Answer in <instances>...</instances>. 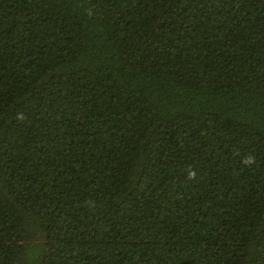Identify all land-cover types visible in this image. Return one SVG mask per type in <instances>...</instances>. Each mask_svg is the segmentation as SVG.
I'll return each mask as SVG.
<instances>
[{"label": "trees", "instance_id": "1", "mask_svg": "<svg viewBox=\"0 0 264 264\" xmlns=\"http://www.w3.org/2000/svg\"><path fill=\"white\" fill-rule=\"evenodd\" d=\"M0 264H264V0H0Z\"/></svg>", "mask_w": 264, "mask_h": 264}]
</instances>
